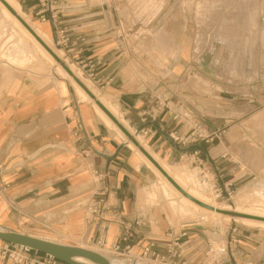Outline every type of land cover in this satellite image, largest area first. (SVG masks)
Here are the masks:
<instances>
[{
  "label": "crops",
  "instance_id": "1",
  "mask_svg": "<svg viewBox=\"0 0 264 264\" xmlns=\"http://www.w3.org/2000/svg\"><path fill=\"white\" fill-rule=\"evenodd\" d=\"M12 2L19 9L7 2L13 16L55 44L59 31L65 32L68 42L61 49L82 76L81 64L97 63L94 79H87L121 114L129 134L107 125L90 103L79 100L67 79L55 74L43 83L31 79L30 69H10V62L24 64L28 58L1 50L10 43V35L2 32L12 21L0 9V56L4 60L0 65L6 66L5 76L0 77V230L57 237L58 242L78 246L103 239L110 246L127 227L133 234L131 250L139 253L154 240L157 250L167 254L165 246L172 234L178 237L187 264H264V233L240 223L225 232L227 254L216 263L204 260L210 241L206 224L181 221L173 208L174 197L157 183L158 176L145 163L149 156L173 166L185 153L198 150L210 172L223 181L229 179L232 187L264 177V166H241L245 161L236 149L239 141H252L249 135L253 133H241L236 122L223 115L221 105L207 113L206 99H199V106L184 99L197 90L186 80L194 62L191 38L166 31L172 38L162 48L153 40L148 47L143 38H122L121 29L129 31L124 15L133 11L120 0H56L51 9H43L40 0ZM174 22L166 19L163 26L169 29ZM143 45L151 48L149 53L142 51ZM160 102L171 109L157 108ZM249 103L252 108L263 107L264 96L256 105ZM177 109L193 111L194 120L190 121L188 113H184L187 117L174 116ZM144 111L151 116L143 117ZM223 125H229L227 131L221 130ZM198 133L202 137L185 144L170 137L190 135V139ZM251 144L264 155V144L256 140ZM192 184L200 185L196 178ZM153 186L155 190L146 197L143 189L150 191ZM160 193L166 205L157 198ZM99 199L102 208L96 220L85 221L87 205ZM154 200L150 209H143L142 204ZM216 233L221 237L222 231ZM0 264L12 263L0 259Z\"/></svg>",
  "mask_w": 264,
  "mask_h": 264
},
{
  "label": "rangeland",
  "instance_id": "2",
  "mask_svg": "<svg viewBox=\"0 0 264 264\" xmlns=\"http://www.w3.org/2000/svg\"><path fill=\"white\" fill-rule=\"evenodd\" d=\"M120 2L124 3V5L126 4L133 11H131V14H125L123 18V24L129 28V31L126 32L121 29L123 34L129 36L130 41H137V39L143 38L144 41H148L149 43L153 40L162 48L172 38L166 31L175 30L184 35V37H190L192 41L191 51L194 58L192 59L194 62L191 65V72L187 75L186 80L197 90L196 92L189 93V95H185L187 98L184 99L189 101L191 106H199L197 101L199 99H206L207 113H210V108L215 107V105H221L223 115L228 116V121H235V125L241 133H243V130L244 132L246 130L250 131L253 133L252 136L251 134L249 135L253 142L256 140L257 143L264 144V106L252 108L247 105L251 100L253 102H250L249 105L254 103L256 105L257 100L264 96V0H120ZM164 5H168V7L165 8ZM166 19L175 21L173 27L166 29L163 26V22ZM136 23H142L144 26H134ZM34 31H37V29L34 28ZM2 33H4L5 37L10 35V43L4 44L1 50L9 51L10 54L12 53V56L24 55L28 58L24 64L11 63L8 60L12 64L10 65V69L13 67L30 69L29 76L31 79L36 81L42 79L43 83H49L53 76L57 74L67 79L75 88V85H79V83L72 81L63 72L55 71L57 65L62 67L65 65L74 69L78 80L84 87L85 84H89L96 94L99 95L96 87L84 75H81L80 71L65 55L61 47L57 46L51 38L47 37L51 47L56 50L58 59L54 58L50 62L37 51L32 42L24 34L19 32L14 24L11 23L10 28L7 27ZM147 45L150 47V43ZM141 48L144 53H149L151 49H146V45H143ZM31 52H34V56H31ZM0 62H4L1 56ZM5 74L6 66L0 65V77H4ZM72 78L74 79L73 76ZM205 82L209 83L206 84ZM247 85L249 86V90H247ZM237 94L239 95L238 99H233L232 95L237 96ZM80 98L79 96L80 101L90 103L96 110L93 104L95 101L92 98V100ZM96 111L98 112V110ZM176 111L180 113L178 109ZM184 113H188V118H190L191 122L194 120L195 113L193 111L182 110L179 116L186 115ZM228 128L229 125H223L221 130L227 131ZM252 141H239L236 149L239 157L245 161L240 165L251 166L252 164H256V166H264V155L262 151L256 150L255 145L251 144ZM159 162L161 164L160 160ZM177 165L187 168L189 175L188 186L206 194L218 206L226 208L222 209L224 213L221 214L228 216V220L223 215L219 216L221 220L218 217L206 216L199 211H194L193 208L182 204L176 196L171 194L175 201L173 205L175 214L182 217L181 221H196L197 223L206 224L210 241H208L206 249L203 252V257L207 262L216 263L222 259V256L220 257L217 253V249L225 247V232L227 229L239 223L249 226L241 218L264 221V217L257 218L259 217L257 215L240 212L248 210H251V212L257 210V212L255 211L256 213L264 212V177L259 176L255 179L252 177L232 187L228 184L229 179L223 181V177H218V175L216 177L213 174L218 187L228 185L229 195L223 193V197L220 198L215 196L211 188L205 187L202 182L201 171L195 165H190L185 157ZM211 176V173H208V177L211 178ZM194 178L204 185L206 191H204L201 185L195 187L192 184ZM157 183H162L160 178H158ZM162 185L167 189L163 183ZM157 198H161L164 201L163 204L166 205L167 199L161 193ZM154 203L155 200L151 203L142 204V207L144 210H148ZM78 206L85 205L78 204ZM202 217L204 219L201 220ZM250 226L255 227L253 229L256 232L264 233V227ZM219 230L222 231L221 237L216 233ZM54 238L57 237H53L50 240L56 241L57 239ZM230 242L233 243V239H230ZM82 246L104 253L111 259H121L125 264H130V257L132 255L139 254V250L134 249L128 255H121L110 251L108 246H99L95 243L84 244ZM139 264L154 263L140 260Z\"/></svg>",
  "mask_w": 264,
  "mask_h": 264
},
{
  "label": "built area",
  "instance_id": "3",
  "mask_svg": "<svg viewBox=\"0 0 264 264\" xmlns=\"http://www.w3.org/2000/svg\"><path fill=\"white\" fill-rule=\"evenodd\" d=\"M56 0H40V3L42 5V8L44 9H51V5L54 4ZM55 17L53 16L52 20ZM119 25L121 23L119 22ZM59 39L57 40V46L65 47L67 46L68 39L64 35V31H59ZM121 37L123 38L125 34H122ZM95 62L87 61L83 64H81L82 73L84 76L90 80L94 79V71L96 67ZM165 100V99H164ZM163 100V102H165ZM160 102L158 103L157 108H163L166 107L171 109L168 105H165L166 103ZM174 116L179 117L178 111H173ZM151 116V113L148 111H144L142 113V116ZM152 117H154L152 115ZM184 117H187V115H184ZM170 137L174 141L181 142L182 144H185L189 141H193L196 139V137H202V134L198 133L195 137L194 135L189 139L190 135L185 136L183 138L182 136H174L173 134H170ZM186 158L190 165H195V167H198L201 171L202 177H203V184L211 188L213 192L215 193L216 197H223V193L229 195V189L228 185H224L223 187H218L216 181L214 180L213 173L210 172V169H208L205 165V162L199 157V151L195 150L190 153H185L183 158ZM208 173H211V178L208 177ZM215 181V182H214ZM211 183V184H210ZM102 208V200L99 199L98 201L91 203L87 205L85 214H84V220L87 222L95 221L96 216L100 213V209ZM202 219V218H201ZM132 231H130L129 228L125 227L124 232L121 235V237L114 243H112L110 246H108V249L112 252L119 253L121 255H128L131 252V244L130 239L132 237ZM169 237L171 241L166 243V253L167 254H161L157 250V244L154 240H149L146 245H144L141 249V252L138 255H132L130 257V264H137L140 262V260L147 261V262H153L154 264H187L182 259V251L180 250V247L177 243L178 237L173 236L172 234H169ZM230 243V242H229ZM228 243V244H229ZM96 245L99 246H106L105 240L99 239ZM228 247L225 245V247H221L217 249V253L220 255V257L225 256L227 254ZM0 259L5 260L9 259L12 264H68L64 261H61L57 258L45 255L40 252H34L31 250H27L25 248H22L20 246L13 245L8 242L0 241Z\"/></svg>",
  "mask_w": 264,
  "mask_h": 264
},
{
  "label": "bare ground",
  "instance_id": "4",
  "mask_svg": "<svg viewBox=\"0 0 264 264\" xmlns=\"http://www.w3.org/2000/svg\"><path fill=\"white\" fill-rule=\"evenodd\" d=\"M8 3H10V6H15L14 2H12V0H6ZM17 7V5H16ZM0 9L2 11L3 16L6 19H9L10 21H12V23L18 28L19 32L24 34L34 45V47L37 49V51H39V53L44 56L48 61H53L54 57L34 38V36L24 27V25H22V23L15 17L12 15V13H10L6 7L0 2ZM15 9V8H14ZM18 7L16 8V11H19ZM1 13V12H0ZM34 31V30H33ZM41 39L42 41H44V43L46 45H48V47L55 53V55L57 56V52L55 49H53L50 45V43L48 42V38L41 34L38 30L34 31ZM15 33V32H14ZM19 35V33H18ZM28 43V42H27ZM33 48V47H32ZM26 49V48H25ZM28 50V49H27ZM29 51V50H28ZM32 51V50H31ZM35 52V51H34ZM34 52L32 53L31 56H34ZM24 53V52H23ZM36 53V52H35ZM12 54V53H11ZM38 55V54H37ZM17 56V55H16ZM19 55L16 57L18 58ZM41 57V56H39ZM19 60V59H17ZM21 60V58H20ZM37 63V62H36ZM57 65V64H56ZM56 69V70H55ZM55 71H59V72H63L65 75H67L72 81L76 82L72 76L70 75V73L64 69L62 66L57 65L55 67ZM68 69L74 74L75 77H77L76 72L74 71L73 68L68 67ZM205 81V80H204ZM206 84H208L209 82H205ZM85 87L93 94L96 96V98L108 109V111L116 118L118 119V121L120 123H122L123 125H125V122L123 120V117L121 116V114L116 110V108L109 102L107 101L105 98L99 96L96 94L95 90L89 85V84H85ZM75 90L77 92V94L82 98V99H86L89 98L91 99V97L88 95V93L84 90V88H82L80 85L76 84L75 85ZM80 98V99H81ZM92 100V99H91ZM96 110H98V114L104 119L105 123H107V125H109L110 127L116 129L117 131L120 132L119 128L116 126V124H114V122L102 111V109L96 104L93 103ZM126 126V125H125ZM121 134V133H120ZM144 156L142 155V158ZM145 159V157H144ZM147 159V158H146ZM154 159L158 162V164L160 165V167L162 169H164V171L184 190L186 191L188 194H190L191 196L195 197L196 199L202 201L203 203H206L208 205H211L212 207H215L217 209H224L223 207L218 206L217 204H215L214 202H212L210 200V198L204 194L199 192L197 189L188 186V180H189V175H188V171L187 168L185 166H180V165H169L167 163H164L161 161V164L158 160V158L154 157ZM148 160V159H147ZM145 163H148L150 165V167L154 170V172L156 173L155 175L158 176V178H160V180L162 181V183L167 187V189L171 192L172 195L176 196L179 201L182 202V204H186L188 205L190 208H193L194 211L196 210L205 214L206 216H211V217H218L222 216L223 214H221L220 212L215 211L214 209H209L206 207H203L201 205H198L197 203L191 201L190 199H188L187 197H185L184 195H182V193H180L169 181L168 179L150 162L148 161ZM147 165V164H146ZM148 167V166H147ZM151 169V170H152ZM189 169V168H188ZM195 169V168H194ZM196 170V169H195ZM194 170V171H195ZM196 174V173H195ZM161 183V185H162ZM190 183V182H189ZM200 185L202 186V188L204 189V191H206L204 185L202 183H200ZM163 187V186H162ZM147 188V187H146ZM146 188L143 189L144 191V195H146V197H149V195L155 190L154 186L152 187V189L150 191H148ZM143 192H141L142 194ZM210 194V193H209ZM211 195V194H210ZM171 197V195H170ZM145 198V197H144ZM144 202V200H143ZM226 209V208H225ZM251 209V208H250ZM246 210V209H245ZM253 210V209H252ZM257 210H254V212H251V210L248 211H240L241 213H247L249 215H257L259 217H264V212L262 213H256ZM198 212V213H199ZM239 212V211H238ZM201 217V216H200ZM226 217V219L228 218V216H224ZM209 218V217H208ZM230 218V217H229ZM202 219H204V217H202ZM201 219V220H202ZM214 219V218H212ZM216 219V218H215ZM221 219V218H220ZM222 220V219H221ZM228 220V219H227ZM241 220L244 223H247L249 225H256V226H261L264 227V221H260V220H255V219H251V218H241ZM223 222V221H222ZM222 224V223H221ZM213 234V233H212ZM213 236V235H212ZM216 236V235H214ZM217 238V237H216ZM221 247V246H220ZM89 249V248H88ZM93 250V249H91ZM95 251V250H94ZM98 252V251H96ZM100 253V252H98ZM102 254L104 257H106L110 262L114 263V264H125L123 263V261L121 259H111L110 257H108L107 255H105L104 253H100ZM139 264V263H137Z\"/></svg>",
  "mask_w": 264,
  "mask_h": 264
},
{
  "label": "water",
  "instance_id": "5",
  "mask_svg": "<svg viewBox=\"0 0 264 264\" xmlns=\"http://www.w3.org/2000/svg\"><path fill=\"white\" fill-rule=\"evenodd\" d=\"M0 2L6 7V9L15 15L14 11L11 9L9 4L5 0H0ZM16 18L24 25V27L34 36V38L55 58L58 57L55 53L42 41V39L31 29L19 16ZM63 68L66 69L71 76L74 77V80L79 83V85L84 88V90L88 93V95L95 101V103L104 111V113L116 124V126L121 130L125 135H128V131L125 129L124 125H122L118 119H116L108 109L87 89L85 88L82 83L78 80L74 74L63 65ZM149 161L168 179V181L180 192L182 195L190 199L191 201L201 205L203 207L214 209L217 212L224 213L222 209H217L203 203L202 201L196 199L195 197L188 194L184 191L165 171L156 163V161L147 156ZM261 218V217H257ZM0 241L8 242L16 246H20L27 250H31L34 252H40L45 255L57 258L61 261H64L68 264H114L110 262L106 257L102 254L88 249L83 246L72 245L61 243L58 241L41 238L37 236H32L28 234H24L18 231H10V230H0Z\"/></svg>",
  "mask_w": 264,
  "mask_h": 264
}]
</instances>
